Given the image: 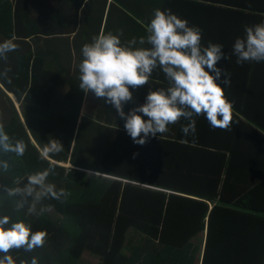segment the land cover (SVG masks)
I'll return each instance as SVG.
<instances>
[{"label":"trees","instance_id":"obj_1","mask_svg":"<svg viewBox=\"0 0 264 264\" xmlns=\"http://www.w3.org/2000/svg\"><path fill=\"white\" fill-rule=\"evenodd\" d=\"M172 3L176 12L171 13L201 29L202 47L218 43L230 56L218 66L230 74L231 83H218L232 104V128L213 129L201 115L194 117L195 134L185 136L181 125L188 121L182 118L141 146L103 100L97 99L92 117L82 115V46L98 35L104 19L105 34L120 35L114 26H133L120 35L122 45L150 47L139 44V38L146 37L154 12H130L122 0H86L82 24L74 31L76 12L68 32L58 10L45 12L49 23L38 36L51 48L31 51L33 39L17 51V63L30 52L27 58L42 81L29 92L19 82L17 90L11 89L26 95H16L18 100L23 96L20 114L2 109L5 132L13 141L22 140L26 151L20 157L0 152V160L10 165L7 172L0 169V215L47 232L43 247L10 253L16 264H30L33 256L38 264H79L83 252L97 256L95 264H264V61L237 64L232 54L245 26L264 22V0ZM183 6L205 12H182ZM133 38L137 43L129 45ZM168 86L157 67L147 85L130 89L133 102ZM131 102L124 105L125 113ZM53 140L62 151L42 158ZM48 168L54 171L47 182L68 197L42 200L37 212L47 210L40 215L27 214L28 205L16 212L17 198H9L2 186L16 187L19 178L22 187L29 174Z\"/></svg>","mask_w":264,"mask_h":264},{"label":"clouds","instance_id":"obj_2","mask_svg":"<svg viewBox=\"0 0 264 264\" xmlns=\"http://www.w3.org/2000/svg\"><path fill=\"white\" fill-rule=\"evenodd\" d=\"M243 38H236L232 54L236 63L264 61V22L245 26ZM146 37L139 38V44L150 47L133 48L121 43L120 35L103 33L94 36L90 43L82 46V59L78 64V87L85 94L91 92L95 98L111 105L124 121V130L133 143L143 146L149 137H156L169 131L183 118L188 121L181 125V132L194 135L196 116L203 115L213 129L229 130L233 125L232 104L224 95L220 81L230 85V74L219 67L221 60H228L218 43L201 45V29L189 26L186 19L179 18L170 11L154 10V15L146 27ZM129 45L137 43L136 38ZM18 45L11 39L0 42V60H7L8 53L16 51ZM159 67L169 81L167 89L149 90L144 102L130 108L124 105L134 100L133 91L147 85L153 71ZM10 69H5L4 75ZM26 145L22 140L13 141L0 125V152L23 156ZM62 151V144L56 140L49 143L41 153L42 158ZM137 154L134 153L135 158ZM10 165L0 160V169L7 172ZM48 168L29 174L27 182L16 187L2 186L9 198L15 199L14 210L19 212L27 207V214L40 215L37 204L44 199L62 201L69 193L57 190L48 183L53 173ZM29 198L31 202L29 203ZM47 239L45 230L33 231L23 220H13L9 215H0V264H16L10 253L23 249L32 252L44 246ZM25 264V262H21ZM30 264H38L37 257Z\"/></svg>","mask_w":264,"mask_h":264},{"label":"crops","instance_id":"obj_3","mask_svg":"<svg viewBox=\"0 0 264 264\" xmlns=\"http://www.w3.org/2000/svg\"><path fill=\"white\" fill-rule=\"evenodd\" d=\"M86 0H0V42L11 39L19 47L25 49L29 47V44H33L32 40H36V43L33 44V49L36 48H51L52 44L45 43L42 41V38H39L38 35L42 30L46 28L49 23V20L45 18V12H60L59 16H64L67 20L63 22L62 29L63 32H68V30L74 28V19L75 13L77 12V22L74 28V31L79 29V26L82 24V14H83V4ZM108 2L111 0H107ZM130 8V12H154L155 9H160L162 11L176 12L175 3L172 1L178 2H213L218 0H122ZM227 1V0H226ZM236 1V0H235ZM57 2L59 6L55 8L52 4ZM81 2V3H80ZM188 5V4H187ZM183 6L182 12H205V10L194 11L190 7ZM18 12L19 18L16 16ZM38 12H41L39 14ZM128 12V11H127ZM18 18V22L15 20ZM39 22V24H38ZM67 24H70L67 26ZM104 19L102 21V26L98 32L105 33L104 29ZM130 33L132 32L133 26H114L113 32H118V34ZM21 33L23 38H18L17 33ZM143 32V31H142ZM72 35L69 36L67 42L73 41ZM121 40V39H120ZM58 44L65 45L64 43H55L53 47L58 46ZM8 53L7 60H0V125H3L2 119V109L5 114H11V109L14 108L18 114L21 110V99L18 100L17 93L20 95L21 92H14L11 89L17 90V82L22 83L26 90L29 92L36 86L38 81H42L40 76H38V71L36 64H32L31 58H27L30 54L24 52L23 59L17 63V51ZM26 58V59H25ZM30 60V61H29ZM5 69H10L7 72V75H4ZM26 96V95H25ZM145 99V97H142ZM139 104H142L143 101H138ZM138 102H131L134 107L138 105ZM97 98L94 97L92 93L86 94V100L82 104L81 112L82 115L86 114L88 116L94 115L95 107H97ZM130 103V102H129Z\"/></svg>","mask_w":264,"mask_h":264},{"label":"rangeland","instance_id":"obj_4","mask_svg":"<svg viewBox=\"0 0 264 264\" xmlns=\"http://www.w3.org/2000/svg\"><path fill=\"white\" fill-rule=\"evenodd\" d=\"M200 240H201V236L199 237L198 241ZM97 260H98L97 256L89 254L88 252H83L79 264H95Z\"/></svg>","mask_w":264,"mask_h":264},{"label":"water","instance_id":"obj_5","mask_svg":"<svg viewBox=\"0 0 264 264\" xmlns=\"http://www.w3.org/2000/svg\"><path fill=\"white\" fill-rule=\"evenodd\" d=\"M34 143V141H32Z\"/></svg>","mask_w":264,"mask_h":264}]
</instances>
